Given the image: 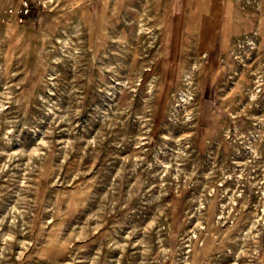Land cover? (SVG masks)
Instances as JSON below:
<instances>
[{
    "label": "rangeland",
    "instance_id": "1",
    "mask_svg": "<svg viewBox=\"0 0 264 264\" xmlns=\"http://www.w3.org/2000/svg\"><path fill=\"white\" fill-rule=\"evenodd\" d=\"M0 264H264V0H0Z\"/></svg>",
    "mask_w": 264,
    "mask_h": 264
},
{
    "label": "built area",
    "instance_id": "2",
    "mask_svg": "<svg viewBox=\"0 0 264 264\" xmlns=\"http://www.w3.org/2000/svg\"><path fill=\"white\" fill-rule=\"evenodd\" d=\"M21 13L23 16H29L31 13V6L28 1L23 2L22 7H21ZM23 19L21 18V22Z\"/></svg>",
    "mask_w": 264,
    "mask_h": 264
}]
</instances>
